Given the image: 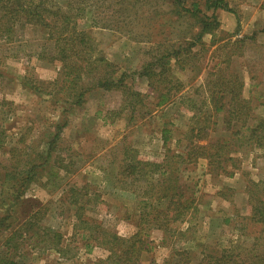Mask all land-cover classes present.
I'll use <instances>...</instances> for the list:
<instances>
[{"label":"rangeland","instance_id":"1","mask_svg":"<svg viewBox=\"0 0 264 264\" xmlns=\"http://www.w3.org/2000/svg\"><path fill=\"white\" fill-rule=\"evenodd\" d=\"M192 1L195 0H185L184 4L189 5ZM199 1L201 8H204L202 2L205 0ZM225 1L235 14L217 10L220 26L215 30V36L207 33L202 37L208 49L200 70L183 75L177 64L172 65L174 80H177L178 84L182 81L184 86L181 90L177 89L176 93L173 90L175 94L170 98L173 103L164 110L163 115L159 112L156 117L136 115L135 120L128 123L125 115L117 118L112 113L119 107V92L103 90L90 91L83 105L64 113L68 120L67 126L61 133L62 138L58 139V151L54 150L52 153L55 155L60 152L62 157L64 154L66 169H61L60 172L64 175L63 179L48 182V178L42 176L46 170L38 171V176L22 189V201L16 203L21 206L30 200L29 202L37 203L42 209L46 208L41 225L58 231L62 234V239L60 244L55 245L52 236H48L47 242L42 243V246L47 248L41 254H24L19 257L25 264H95L97 259L107 256L108 251L104 245L87 251L81 236L76 234L81 224L75 216H71L72 212L66 213L68 208L73 210L75 205H69L62 200L64 196L72 197V192L66 193L72 186L80 188V192L88 191L98 195V199L93 200V210L86 213L94 221L100 222L124 238L137 231L135 223L139 208L144 205L142 202L152 200L141 194L148 181L136 172H125L128 159L131 158L130 153L125 154L127 147L138 151L145 160L159 162L166 159L172 166H178L180 188L187 190L190 187L197 198L198 210L192 218L176 224V229L167 232L166 236L160 229H145L144 233H141L140 237L148 244V250L141 255V264H164L169 255L175 253V249L189 247L194 248L196 260L201 256L202 245L217 248L236 246L237 250H240L238 246L252 249L257 245V251L264 252V223H255L247 218L251 210L248 190L257 189L252 182H264V154L261 151L244 152L240 163L238 162L239 167L234 169L232 176H224L222 173L215 176L208 173L207 161L203 158L196 160L194 164L179 163L178 159L172 158L173 154L181 152L184 145L181 136L191 125L190 116L193 113L190 106L194 102L203 110L216 106L214 103L200 105V102L213 88L209 80L211 81L214 75L211 76L208 71H211L216 59L210 61L208 57L216 49L214 55L219 56V60L223 59L226 48L221 47L228 38L243 39V48L234 54L232 67L241 74L244 80L243 94L245 97H251L255 113L264 112V103L257 104L258 100L264 102V18L256 25L253 33L242 32L244 26L250 27L248 24H251L255 10L256 14L264 15V0ZM170 3L171 0H92L86 11L87 22L84 21L80 26L89 30L105 58L120 69L133 70L144 62L147 57L145 53L153 52L155 43L164 35L170 34V31L175 40L181 37L189 40L192 34L198 31L195 20L180 15L183 13L178 11L179 7ZM220 13L229 18L221 16ZM236 15L240 19L239 26ZM102 16H110L116 26L111 29L106 24L89 26L92 20L96 22ZM228 20L234 22L235 28L232 31L226 29ZM47 34L44 28L24 25L18 26L12 42L0 39V69L3 76L0 78V97L9 103L8 113L1 114L0 111V123L2 119L9 118L3 123L7 126L9 134L6 140L8 147H19L17 139L25 133L27 143H40L38 150H44L46 144L38 142L39 138L50 136L51 122L58 118V111H51L44 100L23 83L25 78L37 83L50 82L57 78L60 63L47 64L36 57L37 52L46 43ZM134 85L138 90H148L144 81L136 80ZM182 94L184 102L180 103L178 101ZM98 109L101 110L100 114L97 113ZM214 113L215 111L211 113L213 116L208 122L213 130L210 135H222L226 133L223 113ZM213 121L216 123L213 124ZM164 122H168L169 125L166 126L170 129L169 132H163L161 137ZM166 133L168 140L164 144ZM6 156V149L0 150V160L4 161ZM229 170H232L231 167ZM131 188L134 189V195L130 192ZM20 191L21 188L15 192ZM166 204L167 200L162 199L158 202V207L164 208ZM18 207L9 220L15 227L26 219L25 214L23 220L16 223L19 217ZM5 213V217L9 215L8 210ZM188 225L191 226L189 231L184 235L177 234L178 229L184 230ZM3 239L5 234L1 233L0 244ZM31 246L32 242L24 241L19 248L30 250Z\"/></svg>","mask_w":264,"mask_h":264},{"label":"trees","instance_id":"2","mask_svg":"<svg viewBox=\"0 0 264 264\" xmlns=\"http://www.w3.org/2000/svg\"><path fill=\"white\" fill-rule=\"evenodd\" d=\"M91 1L0 0V39L12 42L18 26L34 25L44 28L48 33L47 40L37 52L36 57L47 64L60 63L55 80L37 83L25 78L23 82L33 93L44 100L51 111H58L56 112L57 120L51 122L50 136H41L38 141L45 142L46 148L41 151L38 150L40 143L35 144V141L27 143L25 133L17 139L19 147L6 146L9 134L7 126L3 123L9 118L2 119L0 123V150L6 149L8 153L4 161L0 160V234H5V239L0 244V264H25L19 257L24 254H41L47 248L43 247L42 243L47 242L48 236H52L55 245L60 244L62 234L53 228L41 225L46 208L42 209L37 203L29 202L30 200L21 206L16 203L22 201L20 197L23 190L38 176V171L46 170L42 176L48 178L47 181L63 179L64 175L60 172L61 169H66L64 154L62 157L60 152L55 155L52 153L54 150L58 151V139L67 126L68 120L66 116L64 117V113L71 108L83 105L90 91L103 90L119 92L120 104L112 113L117 118L125 115L128 123L134 121L136 115L145 116L146 114L149 117H156L159 113L163 115L164 110L173 103L171 96L176 93L177 89L181 90L184 86L182 81L178 84L177 80H174L172 65L177 64L183 75L199 71L208 49L202 37L207 33L215 36V30L220 26L217 10L221 9L235 14L225 0H205L202 2L204 8H201L199 0L192 1L189 5L184 4L185 0H171L170 4L178 6V11H182L183 14L180 13V15L195 20L198 31L194 32L189 40L182 37L175 40L171 36V31L168 35L163 34L164 37L155 43L154 51L145 53L147 57L139 68L124 70L105 58L97 48L89 30L80 26L84 21L87 22L86 11L91 6ZM236 18L239 26V16L236 15ZM105 24L110 29L116 26V22L110 16L99 17L96 22L92 20L89 26H104ZM221 48H226L223 59L219 60V56L214 55L216 49L208 57L210 61L216 59L211 66V71H208L211 76L214 75V78L209 80L213 88L206 98L203 96L200 102V105L214 103L216 106L208 110L197 107L195 102L190 106V111L193 113L190 116L191 125L181 136L184 139L181 152L173 154L172 158L178 159L179 163L190 164L203 158L207 161L208 173L215 176L220 173L224 176H231L234 169L239 167L238 162L240 163L244 152L261 151L264 154V112L255 113L251 97H245L243 94L244 80L238 70L232 67L234 54L243 48V39L228 38ZM2 77L0 69V78ZM136 80L144 81L148 90L145 92L135 88ZM182 95L178 101L180 103L184 102V94ZM261 103L264 102L257 101L258 105ZM8 106V101L0 97L1 114L8 113ZM97 111L98 114L101 113L100 109ZM213 111H215L214 114L218 111L223 113L226 133L222 135H210L213 130L208 122L213 116L211 114ZM215 123L216 121H213V124ZM166 124L169 125L168 122ZM166 124L164 122L161 137L163 132H169L170 128ZM167 140L166 133L163 139L164 144ZM127 153L131 154V158L128 159L125 172H136L148 181L146 189L142 190L141 194L152 200L142 202L144 205L139 208L138 221L136 220L135 223L137 231L130 237L124 238L117 235L110 228L94 221L86 214L91 212V209L93 210L95 205L93 200L98 199L96 193L80 192V188L72 186L70 190H66V193L72 192V197H62L67 204L75 205L73 210L68 208L66 213L72 212L71 216L79 220L81 226L80 228L75 227L78 228L76 234L81 236L84 248L91 251L94 247L104 245L108 251L107 256L97 259L95 264H141V255L148 250L146 240L140 237L145 229H160L166 236L167 232L176 229V224L189 221L194 212L198 210L197 198L192 189L189 187L184 190L178 184V166H172L166 159H161L159 162L145 160L133 148L127 147L125 154ZM228 166L232 170H229ZM136 180L134 182H137ZM252 185L257 189L248 190L251 210L247 218L252 222L263 224L264 182H252ZM19 188L21 191L15 192ZM130 192L135 194L133 188ZM252 198L255 200H251ZM162 199L167 200L164 208L158 207V202ZM252 201H256V204ZM17 207L21 214L18 213L16 223H20L25 214L26 219L16 224L15 227V224L9 220ZM86 207L89 209L87 210ZM10 209H12L11 212ZM3 210L6 212L8 210L9 215L5 217L6 213ZM190 229L191 226L188 225L184 230L178 229L177 234L184 235ZM24 241L32 242L30 250L19 248ZM238 247L240 250H237L236 246L217 248L202 245L201 256L196 260H194L196 257L194 248L175 249V253L169 255L164 264H264V252L257 251V245L252 249Z\"/></svg>","mask_w":264,"mask_h":264},{"label":"crops","instance_id":"3","mask_svg":"<svg viewBox=\"0 0 264 264\" xmlns=\"http://www.w3.org/2000/svg\"><path fill=\"white\" fill-rule=\"evenodd\" d=\"M256 13H257V10H255L254 14H252V22H251V24H248V25H250V27L247 28V26L246 27L244 26V28L242 29V32H245L247 34H249V33L251 34L255 31V29L257 28L256 25H258V23L261 21V19L264 18L263 14H256ZM220 14H221V16H224L225 18H229V16H225L223 13H220ZM234 28H235L234 22L232 20H228V22L226 24V29L232 31ZM239 188H241V187H239ZM208 219H210V218H208Z\"/></svg>","mask_w":264,"mask_h":264}]
</instances>
